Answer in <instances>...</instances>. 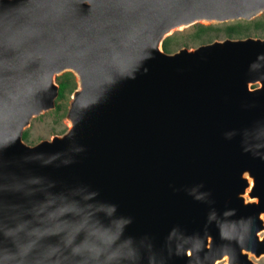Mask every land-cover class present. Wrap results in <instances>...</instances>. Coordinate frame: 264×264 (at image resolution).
<instances>
[{
	"label": "water",
	"instance_id": "1",
	"mask_svg": "<svg viewBox=\"0 0 264 264\" xmlns=\"http://www.w3.org/2000/svg\"><path fill=\"white\" fill-rule=\"evenodd\" d=\"M263 12L264 0H0V264H259L264 38L163 46ZM68 71L67 130L29 144Z\"/></svg>",
	"mask_w": 264,
	"mask_h": 264
},
{
	"label": "rangeland",
	"instance_id": "2",
	"mask_svg": "<svg viewBox=\"0 0 264 264\" xmlns=\"http://www.w3.org/2000/svg\"><path fill=\"white\" fill-rule=\"evenodd\" d=\"M230 25H236V34L232 36L234 38L250 35L263 37L264 12L250 20L242 19L225 23H197L186 29L176 31L173 35L166 38L168 42L167 51L175 52L182 47L195 48L215 39H224L229 36L227 27ZM202 27H204V29L201 30ZM164 49L166 48L164 47ZM65 73L66 72L56 77L58 83L62 80L60 78H62ZM73 80L76 86H78L77 76H75V74ZM72 92L73 91H67L66 97L62 100H58L57 98L56 106L52 110L34 117L30 126L24 131V133L27 134L25 140L29 144L34 145L41 140L50 139L53 135L63 134L67 130L68 124L65 117L71 101ZM58 104L62 105V109L56 112ZM250 256L259 264H264V256L259 259L254 257L253 254H250ZM225 261L226 260L218 264H224Z\"/></svg>",
	"mask_w": 264,
	"mask_h": 264
},
{
	"label": "trees",
	"instance_id": "3",
	"mask_svg": "<svg viewBox=\"0 0 264 264\" xmlns=\"http://www.w3.org/2000/svg\"><path fill=\"white\" fill-rule=\"evenodd\" d=\"M204 29V27L201 28V30ZM230 30H233L234 27H229ZM236 29V27H235ZM167 40H165L164 42V47L166 48L165 50L167 51ZM74 74L70 71L66 72L62 78L60 82H59V96H58V100H62L63 98L66 97V93L67 91H74V89L76 88V84L74 83L73 80ZM62 109V105L58 104L57 108H56V112H59ZM27 137V134L24 133V138Z\"/></svg>",
	"mask_w": 264,
	"mask_h": 264
},
{
	"label": "flooded vegetation",
	"instance_id": "4",
	"mask_svg": "<svg viewBox=\"0 0 264 264\" xmlns=\"http://www.w3.org/2000/svg\"><path fill=\"white\" fill-rule=\"evenodd\" d=\"M224 23H225V22H224ZM229 27H234V29H233V30H230ZM235 27H236V25H230V26L227 27V29H228V34H229V36H227V37L234 38V37H232V36L236 34V33H235V32H236ZM250 36H251V35H250ZM227 37H226V38H227ZM246 37H249V36H246ZM254 37H259V36H254ZM240 38H243V37H240ZM260 38H264V36H263V37H260ZM257 86H260V85H259V84H253V87H257Z\"/></svg>",
	"mask_w": 264,
	"mask_h": 264
},
{
	"label": "bare ground",
	"instance_id": "5",
	"mask_svg": "<svg viewBox=\"0 0 264 264\" xmlns=\"http://www.w3.org/2000/svg\"><path fill=\"white\" fill-rule=\"evenodd\" d=\"M249 180H250V187H247L246 194H245L247 198H249V193H250L251 189L253 188L252 186L254 185V181L252 180V177H250ZM262 216L264 218V215H262ZM262 234H264V230L262 231ZM220 262H222V260L217 261L215 264H218Z\"/></svg>",
	"mask_w": 264,
	"mask_h": 264
}]
</instances>
